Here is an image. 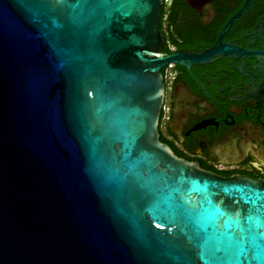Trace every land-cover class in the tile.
Returning <instances> with one entry per match:
<instances>
[{
  "label": "water",
  "instance_id": "1",
  "mask_svg": "<svg viewBox=\"0 0 264 264\" xmlns=\"http://www.w3.org/2000/svg\"><path fill=\"white\" fill-rule=\"evenodd\" d=\"M161 0H0V264H264V180L159 140Z\"/></svg>",
  "mask_w": 264,
  "mask_h": 264
},
{
  "label": "flooded vegetation",
  "instance_id": "2",
  "mask_svg": "<svg viewBox=\"0 0 264 264\" xmlns=\"http://www.w3.org/2000/svg\"><path fill=\"white\" fill-rule=\"evenodd\" d=\"M159 32L167 55L229 47L161 68L159 140L205 170L264 180V0H161Z\"/></svg>",
  "mask_w": 264,
  "mask_h": 264
},
{
  "label": "built area",
  "instance_id": "3",
  "mask_svg": "<svg viewBox=\"0 0 264 264\" xmlns=\"http://www.w3.org/2000/svg\"><path fill=\"white\" fill-rule=\"evenodd\" d=\"M173 64H170V67L172 66ZM168 80L170 81V83H171V81H172V75L170 74L169 75V78H168Z\"/></svg>",
  "mask_w": 264,
  "mask_h": 264
}]
</instances>
